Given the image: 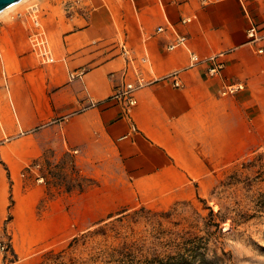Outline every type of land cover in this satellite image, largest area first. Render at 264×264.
I'll return each instance as SVG.
<instances>
[{
	"label": "crops",
	"instance_id": "0c3cea01",
	"mask_svg": "<svg viewBox=\"0 0 264 264\" xmlns=\"http://www.w3.org/2000/svg\"><path fill=\"white\" fill-rule=\"evenodd\" d=\"M68 4L64 16L43 13L52 61L35 54L23 21L0 18V181L16 184L31 163L72 152L80 161L98 159L100 180L113 188L108 203L165 206L210 186L232 161L234 131L247 133L249 105L264 114V50L247 33L251 20H264V0ZM185 17L192 19L182 22ZM172 25L188 35L186 46L167 47L176 37ZM191 50L202 56L226 51L225 66L217 74L207 62L190 67ZM174 70L183 85L155 80ZM140 74L148 83L136 90L139 130L122 137L131 121L108 97ZM238 83L243 87L223 93ZM56 216L53 226L43 217L15 230L73 231L66 206Z\"/></svg>",
	"mask_w": 264,
	"mask_h": 264
},
{
	"label": "rangeland",
	"instance_id": "374dc122",
	"mask_svg": "<svg viewBox=\"0 0 264 264\" xmlns=\"http://www.w3.org/2000/svg\"><path fill=\"white\" fill-rule=\"evenodd\" d=\"M54 1L30 0L7 19L18 18L30 29L28 11L36 3L44 13L56 10L64 16L71 9L69 0H56V6ZM43 21L47 27L45 15ZM261 110L249 105L247 133L234 131L232 161L218 169L210 186L165 206L136 199L134 204L105 202L113 188L100 180L98 159L80 161L72 152L31 163L16 184L5 177L0 181V264H118L121 249L144 258L199 245L215 257L214 264H264ZM64 206L73 231L57 236L56 231L15 230L43 217L53 226Z\"/></svg>",
	"mask_w": 264,
	"mask_h": 264
},
{
	"label": "built area",
	"instance_id": "2783aa9c",
	"mask_svg": "<svg viewBox=\"0 0 264 264\" xmlns=\"http://www.w3.org/2000/svg\"><path fill=\"white\" fill-rule=\"evenodd\" d=\"M28 13H29V21H30L29 39L31 46L35 54L39 57L41 61H45V62L52 61L54 59V52H53V47L48 29L43 21L44 12L42 11V8L38 4H34L32 8L28 11ZM191 19H192L191 17H185L182 18V22H188ZM172 27L176 32V37L173 41H170L167 44V47L175 48L180 45L186 46L188 42V35L183 32L177 31L174 25H172ZM163 29H164L163 26L158 27V30H163ZM247 33L251 43L255 45L257 51L263 52L264 20L261 22L256 20H251L250 25L248 26L247 29ZM204 62H207L209 64L208 71L211 74H217L221 72L222 68L225 66L226 51H219L217 53L207 56H202L201 54H199L194 50L190 51L188 66L193 67ZM179 73L180 70H174L161 77H156L155 80L158 78H167V79H171L174 85L181 86L183 85V82L180 79ZM146 83H148V79L142 74H140L137 77L136 81L131 79H124L123 83L121 85H118L116 89L112 92V94L108 97V100H112L115 103H119L123 107L127 117H129L131 121L130 130L122 137H127L131 133L139 130V126L135 121L132 111H133V107L138 103L136 90L140 86H143ZM242 87H243L242 83L230 85L223 91V93L227 94L229 90H237ZM97 103L98 102L94 100L90 101L91 105H95Z\"/></svg>",
	"mask_w": 264,
	"mask_h": 264
},
{
	"label": "trees",
	"instance_id": "16d2710c",
	"mask_svg": "<svg viewBox=\"0 0 264 264\" xmlns=\"http://www.w3.org/2000/svg\"><path fill=\"white\" fill-rule=\"evenodd\" d=\"M133 251L121 249L118 256V264H214L215 257L209 255L208 251L201 245L188 247L185 252L171 253L152 257H138Z\"/></svg>",
	"mask_w": 264,
	"mask_h": 264
},
{
	"label": "bare ground",
	"instance_id": "6f19581e",
	"mask_svg": "<svg viewBox=\"0 0 264 264\" xmlns=\"http://www.w3.org/2000/svg\"><path fill=\"white\" fill-rule=\"evenodd\" d=\"M30 0H18L15 3L8 6L6 9H4L2 12H0V18H3L4 16L8 15L13 10H16V8H20V6L29 3ZM32 6V5H31ZM13 13V12H12ZM11 14V13H10ZM215 207V206H214ZM227 227H229V223L227 222ZM25 238V237H24ZM24 241V240H23ZM25 243V242H24Z\"/></svg>",
	"mask_w": 264,
	"mask_h": 264
},
{
	"label": "water",
	"instance_id": "95a60500",
	"mask_svg": "<svg viewBox=\"0 0 264 264\" xmlns=\"http://www.w3.org/2000/svg\"><path fill=\"white\" fill-rule=\"evenodd\" d=\"M18 0H0V12Z\"/></svg>",
	"mask_w": 264,
	"mask_h": 264
}]
</instances>
